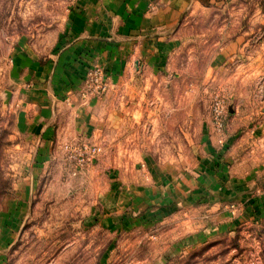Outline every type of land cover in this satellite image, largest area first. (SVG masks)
Masks as SVG:
<instances>
[{"label":"crops","instance_id":"crops-1","mask_svg":"<svg viewBox=\"0 0 264 264\" xmlns=\"http://www.w3.org/2000/svg\"><path fill=\"white\" fill-rule=\"evenodd\" d=\"M208 5L204 0H78L52 36L21 38L12 48L8 80L17 102L15 127L36 142L38 165L57 162L64 171L67 143L102 148L103 159L87 170L101 169L105 191L84 227L116 237L170 220L188 226L190 214L198 211L205 213L206 229L222 234L240 222L232 217L231 204L246 205L245 217L254 221L264 217V125L234 117L219 136L209 115H196L198 101L189 95L201 91L199 79L225 61L204 50L207 41L195 26ZM136 61L144 67H134ZM94 64L104 67L108 91L84 99L81 85ZM138 74L150 82L140 84ZM135 90L149 93L143 104L155 108L163 106L158 94L166 93L169 115L150 111L143 127L134 130V119L123 117L121 108ZM149 122L170 124L171 133L153 137L144 127ZM17 216L18 211L11 214ZM196 235L205 233H187L191 241L185 244ZM174 244L179 250L180 243Z\"/></svg>","mask_w":264,"mask_h":264},{"label":"rangeland","instance_id":"rangeland-1","mask_svg":"<svg viewBox=\"0 0 264 264\" xmlns=\"http://www.w3.org/2000/svg\"><path fill=\"white\" fill-rule=\"evenodd\" d=\"M77 1L0 0V264H264V217L256 221L245 217L244 204L241 208L227 205L240 222L222 234L212 228L208 231L202 219L205 213L196 211L190 214L188 226L182 221L179 228L176 220H170L108 237L84 227L88 211L105 191L101 169L87 170L99 164L100 156L81 164L75 153V145L91 142L64 144V171L57 162L38 165L33 155L36 142L15 127L17 102L8 80L10 56L21 38L36 41L52 36ZM204 1L210 9L196 16L201 20L195 23L207 41L201 45L212 58L220 53L225 61L199 79L201 91L189 93L198 101L196 115H209L212 130L219 136L235 122L234 117L264 125V0ZM134 67L144 64L136 61ZM106 78L109 85L107 74ZM135 78L140 84L150 82L146 75ZM160 94L157 99L165 102L166 93ZM181 94L180 98L187 95ZM104 95L87 98L80 93L84 99ZM148 95L135 90L122 104L121 114L134 119V130L143 127L142 119L150 111L156 110L154 115L159 117L169 115L163 101L160 108L144 105ZM144 127L153 137L171 133L170 124L149 122ZM138 136L139 131L134 137ZM22 195L27 198L18 204ZM16 211L18 216L12 218ZM198 231L205 235L185 244L191 238L184 236Z\"/></svg>","mask_w":264,"mask_h":264},{"label":"built area","instance_id":"built-area-1","mask_svg":"<svg viewBox=\"0 0 264 264\" xmlns=\"http://www.w3.org/2000/svg\"><path fill=\"white\" fill-rule=\"evenodd\" d=\"M105 69L95 65L88 69L81 85L80 93L83 97H96L98 95L105 94L108 91V84L106 81ZM75 153H78V161L83 164L90 160L91 157H96L102 152V148L98 144L94 143H82L75 145Z\"/></svg>","mask_w":264,"mask_h":264}]
</instances>
